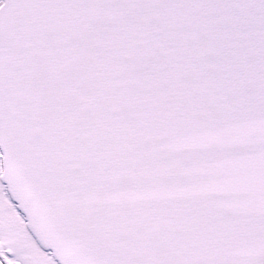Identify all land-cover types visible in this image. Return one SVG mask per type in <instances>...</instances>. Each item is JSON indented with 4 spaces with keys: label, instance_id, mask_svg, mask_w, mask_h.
<instances>
[{
    "label": "snow or ice",
    "instance_id": "1",
    "mask_svg": "<svg viewBox=\"0 0 264 264\" xmlns=\"http://www.w3.org/2000/svg\"><path fill=\"white\" fill-rule=\"evenodd\" d=\"M0 264H264V0H0Z\"/></svg>",
    "mask_w": 264,
    "mask_h": 264
}]
</instances>
